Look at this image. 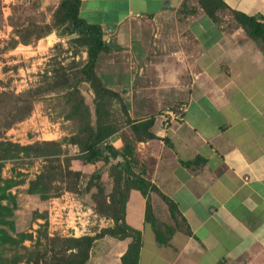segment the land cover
Segmentation results:
<instances>
[{
    "label": "crops",
    "instance_id": "crops-1",
    "mask_svg": "<svg viewBox=\"0 0 264 264\" xmlns=\"http://www.w3.org/2000/svg\"><path fill=\"white\" fill-rule=\"evenodd\" d=\"M80 1L79 16L100 26L108 47L95 73L121 94L132 122L152 120L154 138L134 141L124 122L108 143L120 150L121 132L128 134L131 170L177 209L172 218L158 193L128 192L125 222L141 232L138 264H264V35L234 17L252 16L264 28V0H221L215 20L196 0ZM70 168L83 176L102 168L112 187L102 161L71 160ZM29 180L15 187L26 193ZM67 193L26 195L43 206ZM147 201L165 243L145 221ZM95 215L86 235L113 226ZM129 243L96 239L85 264H120Z\"/></svg>",
    "mask_w": 264,
    "mask_h": 264
},
{
    "label": "trees",
    "instance_id": "trees-1",
    "mask_svg": "<svg viewBox=\"0 0 264 264\" xmlns=\"http://www.w3.org/2000/svg\"><path fill=\"white\" fill-rule=\"evenodd\" d=\"M196 2L213 20L217 18V11L226 8L221 0H196ZM80 3V0H59L50 23H29L25 27L16 29L10 44L11 47L17 43L29 45L64 26H67L68 35H74L68 40L72 60L64 65L52 57V68L43 76L44 92H60L59 104L65 111L64 118L71 122L74 131L61 141H36L21 145L0 140V171L6 161L17 157L41 159L45 164L28 181L27 194L37 196L41 201L59 197L64 192L77 196L87 195L89 207L93 212L113 221L111 228H102L94 235L56 237L53 240L59 245V251L55 252L57 257L53 259L56 264H85L92 243L104 236L119 240L129 238L130 243L120 258V264H138L141 232L125 222L128 192L136 189L144 197L149 192L158 193L167 204L172 218L175 217L177 209L175 204L163 196L154 185L131 170L130 163L134 161V149L128 134L121 132L123 146L120 150L108 143L109 137L119 132L124 122L128 124L134 141L154 138L149 131L152 120L132 122L126 116L121 94L107 89L95 73L98 55L108 52V47L103 42L100 26L89 24L79 16ZM234 17L247 33L252 35L260 32L264 35L263 26L256 22L254 17L237 12H234ZM82 52L86 55L85 59L75 60V57H81ZM84 84H87V92L91 91L93 108L86 101L83 93ZM113 104L118 106V110H112ZM63 145L74 146L77 152L69 155ZM71 160H78L83 166L102 161L107 167L112 187L108 189L101 180L102 168L95 169L89 174L85 183L81 182L83 175L70 168ZM115 160L116 162L113 163ZM23 183L24 181H16L13 178L0 177V248L3 250H13L19 245L26 250L27 248L22 246L23 242L33 239L30 233L16 232L13 220L17 202L10 190ZM145 221L151 224L158 242L165 243L166 238L160 233V224L154 219L148 201ZM43 225L46 227L47 222ZM45 237L48 239L46 235ZM19 260L15 256L7 263L18 264ZM26 264L29 262L26 261Z\"/></svg>",
    "mask_w": 264,
    "mask_h": 264
},
{
    "label": "rangeland",
    "instance_id": "rangeland-1",
    "mask_svg": "<svg viewBox=\"0 0 264 264\" xmlns=\"http://www.w3.org/2000/svg\"><path fill=\"white\" fill-rule=\"evenodd\" d=\"M58 2L59 0H0V140L21 145L36 141H61L74 131L71 122L64 118L65 111L59 104L60 92H44L43 81L44 74L52 68V57L64 65L72 60L68 40L74 35H68L66 31L61 36L62 27L29 45H10L16 29L29 23H50ZM222 21L224 25H229V17H223ZM167 26L170 27L171 24ZM85 56L82 52L81 57H75V60L85 59ZM84 89L86 101L93 108L92 95L87 92V88ZM112 108L117 110L118 106L113 104ZM64 148L69 155L77 152L71 146ZM44 164L41 159L17 157L3 164L0 177L25 182L33 178ZM88 177L86 173L81 182L85 183ZM106 182L104 184L107 186ZM10 191L17 202L13 215L15 230L18 233H30L33 239L23 243L26 250L20 245L13 250L0 248V264H8L9 259L15 256L20 259L18 264H26V261L29 264H56L53 259L57 257L55 252L59 251V245L53 240L66 235L60 229L54 231L59 226V220H63L64 214L61 212L64 209L74 211L79 203L86 210L89 208L88 196L67 193L57 203L49 202L39 206L36 200L26 195L23 187H13ZM81 218L86 219L84 216ZM47 221H51L52 225L47 223L44 227L43 224ZM89 228L90 226H86L85 231ZM78 234L80 231H77Z\"/></svg>",
    "mask_w": 264,
    "mask_h": 264
},
{
    "label": "built area",
    "instance_id": "built-area-1",
    "mask_svg": "<svg viewBox=\"0 0 264 264\" xmlns=\"http://www.w3.org/2000/svg\"><path fill=\"white\" fill-rule=\"evenodd\" d=\"M74 211L72 209L62 210L61 213L64 214L62 217L63 220H59V226L54 228V231L60 229L61 231L65 232L66 235H64L63 237L77 236V231H80V234H78V236L86 235L88 231H85V227L93 225V220L95 219L96 215L89 208H87L86 210L83 209L80 203ZM83 216L86 217V219L82 220L81 217ZM47 223H50V225H52L51 221H47Z\"/></svg>",
    "mask_w": 264,
    "mask_h": 264
},
{
    "label": "water",
    "instance_id": "water-1",
    "mask_svg": "<svg viewBox=\"0 0 264 264\" xmlns=\"http://www.w3.org/2000/svg\"><path fill=\"white\" fill-rule=\"evenodd\" d=\"M67 31V26H64L63 27V32L62 33H60L61 34V36H63V34L65 33ZM84 86L86 87V85L84 84Z\"/></svg>",
    "mask_w": 264,
    "mask_h": 264
}]
</instances>
